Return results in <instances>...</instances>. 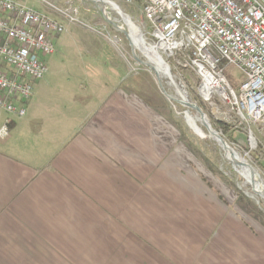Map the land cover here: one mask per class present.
Instances as JSON below:
<instances>
[{
	"label": "crops",
	"instance_id": "0c3cea01",
	"mask_svg": "<svg viewBox=\"0 0 264 264\" xmlns=\"http://www.w3.org/2000/svg\"><path fill=\"white\" fill-rule=\"evenodd\" d=\"M102 79L91 73L55 97L46 73L24 116L0 110V129L9 123L0 136V264H95L136 241L174 239L175 201L196 194V178L158 156V111L150 119L124 74L113 75V91Z\"/></svg>",
	"mask_w": 264,
	"mask_h": 264
},
{
	"label": "rangeland",
	"instance_id": "374dc122",
	"mask_svg": "<svg viewBox=\"0 0 264 264\" xmlns=\"http://www.w3.org/2000/svg\"><path fill=\"white\" fill-rule=\"evenodd\" d=\"M13 1L28 4L67 29L52 38L54 53L46 60L51 95L64 96L91 73L103 78L96 84L101 87L106 84L105 88L113 91L118 87L113 75L124 74L127 85L149 106L150 119L153 111H158V119L152 118L159 136L162 133L164 139L155 146L160 153L158 156L166 163L180 165L196 178V194L181 191L175 201L179 208L178 211L175 208V216L180 220L176 224L175 218L174 239L151 241L147 238L142 248L138 246L141 242L136 241L137 246L118 249L117 256L94 257L98 260L95 264H197L195 255L198 254L197 261L202 259L200 254L204 247L209 248L198 264H207V261L208 264H240L242 258L245 264H264V201L252 193L248 185L244 186L242 177L224 159L223 152L209 138L195 113L169 98L175 95L171 83L158 82L153 72L140 63L145 59L138 51L135 56L139 61L133 57L125 34L108 24L95 5L82 0ZM69 4L78 8L77 22L59 12ZM118 6L130 17L145 42H150L143 30L141 1L132 0L131 5L118 3ZM106 8L110 18L122 24L121 18L110 7ZM162 58L173 79L185 88L188 99L201 108L212 128L264 181V127L246 120L232 101L217 95L212 99L200 95L201 79L190 66L185 67L186 62ZM105 75H110V79ZM224 76L236 93L245 81L244 73L235 66H228ZM179 155L180 159L175 160ZM252 255L256 260H252Z\"/></svg>",
	"mask_w": 264,
	"mask_h": 264
},
{
	"label": "built area",
	"instance_id": "2783aa9c",
	"mask_svg": "<svg viewBox=\"0 0 264 264\" xmlns=\"http://www.w3.org/2000/svg\"><path fill=\"white\" fill-rule=\"evenodd\" d=\"M139 1L144 33L162 57L186 62L203 85L209 79L210 99L232 101L246 120L264 127V0ZM59 12L77 22L78 8L71 4ZM66 31L61 22L23 3L0 0L1 111L24 116L32 84L47 73L44 58L54 53L52 38ZM228 66L245 75L237 93L224 76ZM8 124L0 136L7 134Z\"/></svg>",
	"mask_w": 264,
	"mask_h": 264
},
{
	"label": "bare ground",
	"instance_id": "6f19581e",
	"mask_svg": "<svg viewBox=\"0 0 264 264\" xmlns=\"http://www.w3.org/2000/svg\"><path fill=\"white\" fill-rule=\"evenodd\" d=\"M112 10L122 19V22L129 29V31H130L129 35H130V38H131L132 42L134 43V45L145 55V57L148 59L147 60L148 63L150 65H152L154 67V69L156 70V72H155L149 66H146L153 72L156 80L158 82H160V80L161 81L166 80L167 82H170V83L172 82V84H173L172 87L174 88L173 90H174L175 95L174 96L169 95L170 96L169 98H171V100H173L174 102H177L178 104H180V102H181L180 95H185V93H187V92L184 90L185 88L184 89L182 88L180 83H178L177 81H175L173 79L171 72H170V69L168 68L166 62L161 57L162 55L149 42L148 43L145 42V39L141 35L139 29L131 23V21L128 17L119 13L116 9H114V7H112ZM116 25H117V27H114V28L117 29L118 31L122 32L123 34H125L124 28H122L119 24L115 23V26ZM135 54L136 53H132L133 57L136 60H138L136 57L137 55L135 56ZM140 63H141V61H140ZM168 77L171 78L170 79L171 81L168 80L169 79ZM209 85H210L209 79L205 80L204 85H203V81H201L200 94L204 98H207V99H210L211 95H212V89L209 87ZM218 92L220 94H222L221 90H218ZM202 93L205 95H203ZM197 121H198V118H197ZM209 138H210V136H209ZM223 155H224V159L227 161V163L230 166H232L234 168V170L242 177V179L244 180V186L245 185L249 186V183L251 181L255 182L259 186L264 185V181L260 178V176L257 174V172L250 165H248L237 152H236V155L238 156V160H240V162H242L244 164V167H242V169H239L238 167H236L235 161L229 152H223ZM254 194L257 195L261 200L264 201V192H258V193H254Z\"/></svg>",
	"mask_w": 264,
	"mask_h": 264
},
{
	"label": "water",
	"instance_id": "95a60500",
	"mask_svg": "<svg viewBox=\"0 0 264 264\" xmlns=\"http://www.w3.org/2000/svg\"><path fill=\"white\" fill-rule=\"evenodd\" d=\"M82 1H85V2H88V3L95 5L97 7V10L99 11V13L102 15L103 19L108 24H110L112 27H117V25L115 26V21L110 18L109 13L107 12V8H106L107 6L110 7L111 10H112V7H114V9H116L119 13L130 18L128 15L124 14L121 11L118 4H116L112 0H82ZM121 23L122 24H120V26L122 28H124V30H125V37L129 41L132 53H136V51H138L142 55V57L145 59V61H141L142 65L149 66L151 69H153L156 72L154 67L148 63V61H147L148 59L145 57V55L132 42L130 35H129L130 31L125 26V24L122 22V19H121ZM168 68H169V66H168ZM168 78H169L168 80L171 79L170 77H168ZM171 85L173 86L172 82H171ZM186 95H187V93H185V95H180V100H181L180 105H182L186 109L193 111L195 113V116L198 118L199 124L205 129L208 136H210V138L220 147V149L223 152H229L235 161L236 167H238L239 169H242V167H244V164L242 162H240V160H238V156L236 155V151L227 143V141L224 138H222L212 128L208 119L206 118V115L203 113L201 108L196 103L191 102ZM249 187H250V191L252 193L264 192V185L259 186L258 184H256L253 181H251L249 183Z\"/></svg>",
	"mask_w": 264,
	"mask_h": 264
},
{
	"label": "trees",
	"instance_id": "16d2710c",
	"mask_svg": "<svg viewBox=\"0 0 264 264\" xmlns=\"http://www.w3.org/2000/svg\"><path fill=\"white\" fill-rule=\"evenodd\" d=\"M221 126H223V127H225V125L224 124H221ZM242 223V225L244 224L243 222H241ZM245 228V226L243 225V229ZM251 232H252V230H250Z\"/></svg>",
	"mask_w": 264,
	"mask_h": 264
}]
</instances>
